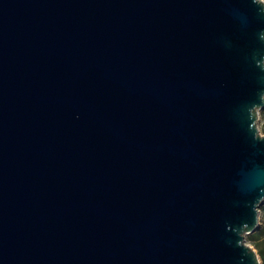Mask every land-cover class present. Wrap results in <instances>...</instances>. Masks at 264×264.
Wrapping results in <instances>:
<instances>
[{"label": "water", "instance_id": "water-1", "mask_svg": "<svg viewBox=\"0 0 264 264\" xmlns=\"http://www.w3.org/2000/svg\"><path fill=\"white\" fill-rule=\"evenodd\" d=\"M264 2L0 0V264H259Z\"/></svg>", "mask_w": 264, "mask_h": 264}, {"label": "rangeland", "instance_id": "rangeland-1", "mask_svg": "<svg viewBox=\"0 0 264 264\" xmlns=\"http://www.w3.org/2000/svg\"><path fill=\"white\" fill-rule=\"evenodd\" d=\"M264 2V0H261ZM258 133L264 136V107L258 113L256 122ZM258 223L256 228L243 236L244 244L254 251L259 264H264V199L257 207Z\"/></svg>", "mask_w": 264, "mask_h": 264}]
</instances>
